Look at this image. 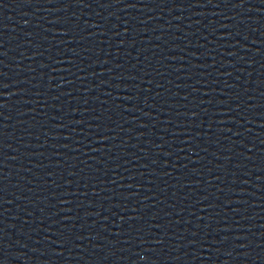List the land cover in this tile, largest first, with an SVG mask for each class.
<instances>
[{
    "label": "water",
    "instance_id": "obj_1",
    "mask_svg": "<svg viewBox=\"0 0 264 264\" xmlns=\"http://www.w3.org/2000/svg\"><path fill=\"white\" fill-rule=\"evenodd\" d=\"M0 264H264V0H0Z\"/></svg>",
    "mask_w": 264,
    "mask_h": 264
}]
</instances>
